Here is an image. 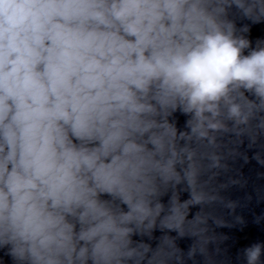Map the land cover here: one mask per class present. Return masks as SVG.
<instances>
[{
  "label": "clouds",
  "instance_id": "clouds-1",
  "mask_svg": "<svg viewBox=\"0 0 264 264\" xmlns=\"http://www.w3.org/2000/svg\"><path fill=\"white\" fill-rule=\"evenodd\" d=\"M261 23L264 0H0L11 264H264L220 231L264 225Z\"/></svg>",
  "mask_w": 264,
  "mask_h": 264
}]
</instances>
